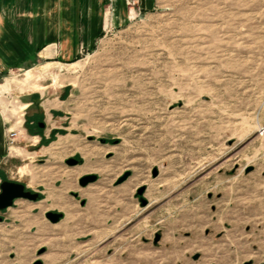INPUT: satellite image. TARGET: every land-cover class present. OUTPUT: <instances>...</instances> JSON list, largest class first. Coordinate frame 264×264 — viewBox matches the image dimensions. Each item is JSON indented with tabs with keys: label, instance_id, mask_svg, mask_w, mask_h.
<instances>
[{
	"label": "rangeland",
	"instance_id": "1",
	"mask_svg": "<svg viewBox=\"0 0 264 264\" xmlns=\"http://www.w3.org/2000/svg\"><path fill=\"white\" fill-rule=\"evenodd\" d=\"M127 11L0 79V264H264V0Z\"/></svg>",
	"mask_w": 264,
	"mask_h": 264
},
{
	"label": "crops",
	"instance_id": "2",
	"mask_svg": "<svg viewBox=\"0 0 264 264\" xmlns=\"http://www.w3.org/2000/svg\"><path fill=\"white\" fill-rule=\"evenodd\" d=\"M155 1L139 0L142 8L153 7ZM127 12V0H0V79L33 58L63 59L90 48L106 26L124 24ZM15 122L1 106L0 162L12 154L14 142L25 137ZM11 129L17 134L9 144Z\"/></svg>",
	"mask_w": 264,
	"mask_h": 264
},
{
	"label": "water",
	"instance_id": "3",
	"mask_svg": "<svg viewBox=\"0 0 264 264\" xmlns=\"http://www.w3.org/2000/svg\"><path fill=\"white\" fill-rule=\"evenodd\" d=\"M42 124L43 123H41V125ZM94 177V175L85 176L82 179V183H86L89 179H93ZM36 196L37 193L25 189L22 182L9 179H3L0 182V209L9 206L16 197H28L34 199ZM61 215V212H47V216L51 221H57Z\"/></svg>",
	"mask_w": 264,
	"mask_h": 264
},
{
	"label": "built area",
	"instance_id": "4",
	"mask_svg": "<svg viewBox=\"0 0 264 264\" xmlns=\"http://www.w3.org/2000/svg\"><path fill=\"white\" fill-rule=\"evenodd\" d=\"M17 130L16 129H11L7 133V140L9 143H13V141L16 138Z\"/></svg>",
	"mask_w": 264,
	"mask_h": 264
},
{
	"label": "bare ground",
	"instance_id": "5",
	"mask_svg": "<svg viewBox=\"0 0 264 264\" xmlns=\"http://www.w3.org/2000/svg\"><path fill=\"white\" fill-rule=\"evenodd\" d=\"M24 82L25 83H28L29 81L27 80V79H24ZM0 91H1V89H0ZM9 143V142H8ZM9 144H11V143H9Z\"/></svg>",
	"mask_w": 264,
	"mask_h": 264
}]
</instances>
